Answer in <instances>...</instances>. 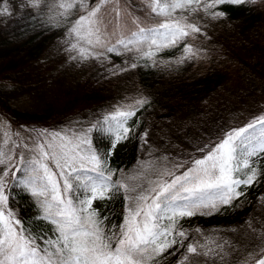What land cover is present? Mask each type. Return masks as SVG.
Here are the masks:
<instances>
[{"label": "snow or ice", "instance_id": "obj_1", "mask_svg": "<svg viewBox=\"0 0 264 264\" xmlns=\"http://www.w3.org/2000/svg\"><path fill=\"white\" fill-rule=\"evenodd\" d=\"M246 2L253 0H149L151 11L164 19L155 27H146L132 19L136 28L130 32L132 38L119 35L112 38L114 34L103 27L108 5L113 16L124 20L126 0H99L94 5L89 0H56L48 19L61 24L79 13L67 29L66 50L72 60L120 54L117 45L129 52L135 49L152 59L157 51L174 47L185 39H195L202 32L193 14L200 18L198 14L203 11L218 20L225 16L224 12L215 10L219 5ZM41 4L49 8L43 0H28V6L33 8ZM177 10L183 14L174 15ZM0 14H8V9H0ZM144 44H148L147 50L143 49ZM198 55L199 50L186 43L179 62ZM147 102L146 98L137 99L105 115L102 122L97 121L86 132L82 129L81 134L37 131L35 137H29L31 144L23 137L19 143L13 140L12 136L19 137V133L10 136L8 125L0 120V127L6 129L5 142L11 144L7 152L0 150V264H149L174 245L184 247L188 235L179 226L180 219L210 215L225 206H233L234 201L245 195L241 186H252L264 176V170L259 168L264 159L262 114L245 126L231 128L200 145L197 152L204 153L202 157L154 171L156 179L138 191L129 189L126 182L114 180L115 173L107 163L111 152L98 153L88 132L106 131L113 138L114 149L129 136L128 120ZM25 152L33 155L28 158ZM180 168L184 171L177 174ZM84 170L95 173V177L79 176ZM15 187L33 198L39 209L37 218L54 226L52 236L23 225L22 218L9 206V189ZM122 189L136 194L123 223L113 231L104 225L108 217L92 205L96 200L114 198ZM257 238L258 251L250 253L241 264H264V233ZM206 247L189 243L187 253L208 256L214 249L200 251ZM217 248L221 251L216 254L223 259V246Z\"/></svg>", "mask_w": 264, "mask_h": 264}, {"label": "trees", "instance_id": "obj_2", "mask_svg": "<svg viewBox=\"0 0 264 264\" xmlns=\"http://www.w3.org/2000/svg\"><path fill=\"white\" fill-rule=\"evenodd\" d=\"M21 1L8 0L20 13L7 24H0V110L14 127L22 124L20 122L30 124L33 121L54 125L87 109L115 110L126 107L137 99L146 98L148 102L139 107L136 115L128 120L127 126L131 131L127 139L121 140V146L117 150L112 148L113 138L106 131L95 130L92 135L95 147L104 150L102 154L111 152L107 163L115 173L114 180L127 183L124 180L126 172L131 169L143 149L141 135L148 128L151 129V135L155 123H163V130H170L168 135L173 137L175 143L182 145L189 141L187 153L181 160L189 162L193 157L200 158L204 155L197 152V148L204 141L206 143L210 138H216L218 134L229 130L230 126L224 122L234 105L257 102L258 98L264 99V0H253L240 5L221 4L215 10L224 12L225 16L218 20H213L207 13L200 11V18H197L196 14L192 15L202 27V32L197 34L195 39H185L174 47L163 48L157 51L152 59L144 57L135 49L129 52L117 45L120 54L106 53L103 65L96 60H72L69 53L64 51L65 48L61 49L60 39L67 36L69 23L74 22L79 13H74L69 21L54 24L48 17L52 15L50 9L55 8L56 0H43L49 8L41 4L39 8L29 6L22 11L20 5L28 3V0ZM93 1L91 0L90 5L99 2ZM107 8L108 11L104 15L110 31L114 34L113 38L115 35L132 38L130 32L136 30L132 19L146 27H155L164 19L151 11L149 0H126L127 16L123 21L111 14V5ZM42 14L44 17L40 16ZM180 14H183L182 10L174 13ZM235 15L236 17H233ZM38 16L40 17L37 20ZM114 24L118 29L113 27ZM20 36L21 38H18ZM186 43L198 49L199 55L179 62ZM143 49L147 50L148 44H144ZM34 59L38 61L35 62ZM67 63L74 65L69 67ZM133 64L136 67H132ZM238 64L241 66H236ZM64 65L67 67L64 68ZM9 80L10 85L7 86L5 81ZM25 97L36 99L43 110L42 113L20 111L13 107V101ZM216 100H225V103L220 107ZM194 124L199 126L198 129H193ZM194 135H201L203 142L194 143L191 139ZM3 147L0 144L1 150ZM259 168L264 170V161H260ZM181 171H184V168ZM79 176L95 177V173L84 170L79 172ZM128 186L131 189L130 183ZM257 186L258 188H253L252 185L250 189L241 186L240 190L245 195L234 201L233 206H225L210 215L185 217L179 220V226L191 235L192 229L195 228H192L195 225L194 220L198 218L208 219L213 215L219 218V213H223L222 217L225 218L234 214H248L254 209L255 215H262L261 207L254 205L252 201L264 190V176L258 179ZM9 193V206L22 218L25 227L39 234L53 235L54 226L37 218L39 209L29 194L23 192L20 187L10 188ZM249 200H252L251 203L242 205L244 201ZM131 202L130 190L125 192L122 189L114 198L96 200L92 206L98 209L102 216L108 217L104 221L105 227L115 231L117 226L123 223ZM159 256L149 264H157Z\"/></svg>", "mask_w": 264, "mask_h": 264}, {"label": "rangeland", "instance_id": "obj_3", "mask_svg": "<svg viewBox=\"0 0 264 264\" xmlns=\"http://www.w3.org/2000/svg\"><path fill=\"white\" fill-rule=\"evenodd\" d=\"M7 1L8 0H3V2L0 3V9H8V14H0V24H7L8 21L13 20L17 17V15H19L18 13H20L14 9L16 8L15 6L9 4ZM89 3H91V0H89ZM20 7L22 10H24V7H28V3H24V6L20 5ZM105 24L103 27L106 28L108 32H111V29L108 27L109 23L106 27ZM66 39L67 36H65L60 41L62 42L60 45L61 49L65 48V52H67ZM94 60H96L100 65H103L105 62V58H90L86 61ZM67 65L72 67L74 64L67 63ZM67 65H64V68L67 67ZM102 75L104 76L103 73ZM5 84H7V86L10 85V80L5 81ZM216 101L218 105H221L220 107H222V104L225 103V100ZM12 105L20 111H30L31 113H42L43 111L36 99H31L30 97L13 101ZM247 105L249 108H247ZM233 107L234 108L230 109V112L228 113L224 122L226 125L230 126L229 129L245 126L255 117L264 114V99L258 98L257 102H250L244 105L241 104V106H237L236 104V107L235 105ZM239 107L244 109H239ZM118 109L107 111H102L100 109L91 111L90 109H87L84 112L81 111L76 113L68 120L55 123L56 125H46V123L43 124L39 121H33V123L30 124L20 122L22 124H18L19 126L14 127L8 120L9 118L5 117L1 110L0 120L8 125L10 136H12L13 133H19V137L12 136L13 140H16V142L19 143L20 137H23L29 144H31V139H29V137H35L37 131L47 130L50 133L61 132L68 135H71L72 132L81 134L82 129L86 132L92 125H95L97 121L102 122L105 115L114 113ZM11 120L13 121V119ZM161 125H163V123H155L151 135H149L151 130L149 128L141 135V142L143 143V147L141 145V148L143 149L139 152L138 156L136 157L137 160H135V162L132 164L131 169L126 172V176L124 178V180L127 181V184L130 183L131 189L136 188L138 191L141 186L148 184L150 180L156 179V177L152 174L154 171L163 170L165 167L172 168L175 164L181 162L182 157H184V155L187 153L189 141L182 145L175 143L172 140L173 137L168 135L170 130L164 131L163 126ZM192 127L193 129H198L199 126L194 124ZM5 131L6 129L0 127V144L1 146H4L3 151H8V149L11 147V144L5 142L6 138L3 136ZM94 131L95 130L88 132V136L92 141V147L98 153L102 154L104 150L100 149V147H95L96 145L92 140ZM145 133H147L146 136ZM200 137L201 135H194L191 139L194 143H202L203 140H201L202 138L200 139ZM204 143L205 141L202 144ZM120 146L121 141L116 144L115 149L117 150V148ZM20 150L24 151L23 149ZM25 155L30 158L33 153L25 152ZM261 161H264V159ZM50 167L53 168L54 165H50ZM181 170L182 168L179 169L177 174L182 172ZM253 186V188H258L257 182L254 183ZM248 187L250 189L252 186ZM135 194V192L130 190V196L132 199L135 197ZM262 198H264V190L261 192V194L257 195L253 201L251 200L252 203H255L254 205L257 204L258 207H261L262 215L259 216L254 214V209L248 214L242 213L241 215L237 214L236 216L234 214L223 218V213H219V218H217L216 215H213L208 219L198 218V220H194L195 225L192 228H195L192 229L191 235H188L189 232H187L188 238L184 240L185 247L174 245L172 248L168 249L167 252L162 253L159 256V261L157 264H241L243 260L249 257L250 253L255 254L258 251L260 240L257 237L264 233V199ZM251 201H244L242 205H245L244 203H251ZM251 206H253V204ZM249 224L252 225L251 228L249 227ZM196 229H199V232H197ZM253 229H255V231H253ZM189 243L196 245L204 244L208 248L214 249V251L208 256L188 254L187 244ZM217 245L223 246V251L225 253L223 259H221V257L216 254L221 251L219 248H217ZM200 251H203V249ZM186 255L188 256L187 260L184 259Z\"/></svg>", "mask_w": 264, "mask_h": 264}, {"label": "bare ground", "instance_id": "obj_4", "mask_svg": "<svg viewBox=\"0 0 264 264\" xmlns=\"http://www.w3.org/2000/svg\"><path fill=\"white\" fill-rule=\"evenodd\" d=\"M6 1V0H5ZM11 1V0H10ZM16 1H21V0H16ZM96 0H94L93 2H95ZM259 1V0H258ZM261 1V0H260ZM2 2H3V0H2ZM8 2V1H7ZM22 2V1H21ZM54 2V1H53ZM13 3V2H12ZM18 3V2H17ZM25 3H27V2H25ZM257 3V2H256ZM260 3V2H259ZM259 3H258V5H259ZM263 3V2H262ZM19 4V3H18ZM93 5V4H92ZM23 6H24V4H23ZM22 7V6H21ZM29 7V6H28ZM25 8V7H24ZM261 8H263V7H261ZM35 9V8H34ZM40 10V9H39ZM46 10V9H45ZM219 10H220V8H219ZM258 10H259V8H258ZM20 11V10H19ZM21 11H22V9H21ZM36 11V10H35ZM34 11V12H35ZM47 11V10H46ZM49 11V10H48ZM263 11V10H262ZM32 12V11H31ZM34 12H33V14H34ZM258 12V11H257ZM259 13V12H258ZM31 14V13H30ZM43 14H44V12H43ZM43 14L42 15H40V16H43ZM45 14H46V12H45ZM263 14V13H262ZM16 15V14H15ZM227 15H229V13H227ZM231 15H233V14H231ZM33 16V15H32ZM40 16H38V18H37V20L39 19V17ZM44 17V16H43ZM229 17V16H228ZM232 17V16H231ZM233 17H236V15L235 16H233ZM41 20V19H40ZM38 22V21H37ZM45 22H47V21H45ZM30 23V22H29ZM35 24H36V22H34ZM262 23V22H261ZM32 24V23H31ZM107 24L108 23H106L105 24V27L107 26ZM259 24V23H258ZM46 25H47V23H46ZM52 25V24H51ZM109 25V24H108ZM121 25V24H120ZM38 26V25H37ZM43 26H44V24H43ZM111 27H112V25H111ZM113 27H116L115 26V24L113 25ZM112 27V28H113ZM263 27V26H262ZM31 28V27H30ZM38 28H39V26H38ZM48 28H50V27H48ZM110 28V27H109ZM117 28V27H116ZM120 28V27H119ZM264 28V27H263ZM118 29V28H117ZM256 29H257V27H256ZM262 29V28H261ZM41 30V29H40ZM46 30V29H45ZM48 30V29H47ZM114 30V29H113ZM31 31V30H30ZM116 31V30H115ZM261 31V30H260ZM43 32V31H42ZM29 34V33H28ZM36 35V34H35ZM66 35V34H65ZM22 36V35H21ZM21 36L20 37H18V38H21ZM24 36H26V35H24ZM63 36V35H62ZM237 36V35H236ZM32 37V36H31ZM27 38V37H26ZM56 38H57V36H56ZM126 38V37H125ZM23 39V38H22ZM25 39V38H24ZM62 39V38H61ZM60 39V40H61ZM19 40V39H18ZM57 40V39H56ZM12 41V40H11ZM14 42V41H13ZM12 42V43H13ZM56 42V41H55ZM10 45V44H9ZM11 47H12V45H11ZM14 47V46H13ZM18 48V47H17ZM41 48V47H40ZM35 49H37V48H35ZM26 52V51H25ZM29 53H30V51H29ZM26 55H27V53H26ZM30 55V54H29ZM43 55H45L44 53H43ZM21 56V55H20ZM51 56V55H50ZM46 57V56H45ZM48 57V56H47ZM237 57V56H236ZM24 59H25V57H24ZM26 59H27V57H26ZM43 59H45V58H43ZM47 59V58H46ZM232 59V58H231ZM239 59V58H238ZM48 60V59H47ZM246 60V59H245ZM33 61H35V59L33 60ZM36 61H38V60H36ZM35 61V62H36ZM43 61V60H42ZM239 61V60H238ZM237 61V62H238ZM241 61V60H240ZM229 62V61H228ZM234 62V61H233ZM32 63H34V62H32ZM38 63V62H37ZM235 63H236V61H235ZM235 63L233 64V65H235ZM3 64V63H2ZM42 64V63H41ZM50 64V63H49ZM80 64V63H79ZM231 64V63H230ZM245 64V63H244ZM44 65V64H43ZM47 65V64H46ZM90 65V64H89ZM240 64H238V65H236V66H239ZM41 66V65H40ZM52 66V65H51ZM241 66V65H240ZM53 67V66H52ZM62 67V66H61ZM85 67H87V66H85ZM231 67V66H230ZM229 67V68H230ZM243 67V66H242ZM83 68V67H82ZM6 69V68H5ZM50 69V68H49ZM59 69V68H58ZM4 70V69H3ZM36 70H37V68H36ZM41 70H43V69H41ZM230 70V69H229ZM10 72V71H9ZM38 72V71H37ZM77 72V71H76ZM81 72H83V70L81 71ZM25 74V73H24ZM48 74V73H47ZM49 75V74H48ZM54 75V74H53ZM77 75V74H76ZM45 76V75H44ZM47 76V75H46ZM50 76V75H49ZM56 76V75H55ZM75 76V75H74ZM212 77V76H211ZM211 77H209V78H211ZM49 78H51V77H49ZM55 78V77H54ZM78 78V77H77ZM140 78V77H139ZM205 78V77H204ZM261 78H262V76H261ZM264 79V78H263ZM168 80V79H167ZM211 80V79H210ZM217 80V79H216ZM216 80H215V82H216ZM262 80V79H261ZM52 81V80H51ZM219 81V80H218ZM256 81V80H255ZM56 82V81H55ZM54 82V83H55ZM220 82V81H219ZM247 82V81H246ZM184 83H186V82H184ZM256 83V82H255ZM259 83V82H258ZM178 84V83H177ZM219 84V83H218ZM217 84V85H218ZM50 86V85H49ZM48 86V87H49ZM55 86V85H54ZM219 86V85H218ZM262 87V86H261ZM260 87V88H261ZM47 88V87H46ZM53 88V87H52ZM165 89H167L166 87H165ZM238 89V88H237ZM263 89V88H262ZM241 91V90H240ZM243 91V90H242ZM247 91V90H246ZM247 93H248V91H247ZM250 93H251V91H250ZM50 94V93H49ZM237 94V93H236ZM240 94V93H239ZM245 95V94H244ZM234 96V95H233ZM231 97V96H230ZM235 97V96H234ZM237 97H238V95H237ZM245 97V96H244ZM239 98V97H238ZM241 99V98H240ZM232 100V99H231ZM235 100V99H234ZM233 102V101H232ZM239 102V101H238ZM241 104V103H240ZM239 106V105H238ZM241 106V105H240ZM235 107H236V105H235ZM247 108H249V106L247 107ZM247 108H245V109H247ZM239 109H244V108H240L239 107ZM243 111V110H242ZM44 116V115H43ZM34 118V117H33ZM35 118H36V116H35ZM39 118V117H38ZM40 118H41V116H40ZM44 118V117H43ZM37 119V118H36ZM40 121H41V119H39ZM41 123V122H40ZM10 203V202H9ZM185 247V246H184Z\"/></svg>", "mask_w": 264, "mask_h": 264}]
</instances>
